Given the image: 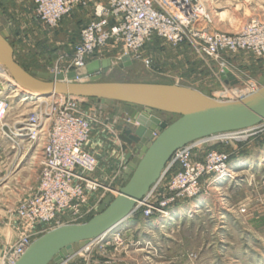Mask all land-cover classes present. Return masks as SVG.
<instances>
[{"label": "rangeland", "instance_id": "obj_1", "mask_svg": "<svg viewBox=\"0 0 264 264\" xmlns=\"http://www.w3.org/2000/svg\"><path fill=\"white\" fill-rule=\"evenodd\" d=\"M29 1L0 0V31L7 32L15 61L27 72L69 71L72 54L64 56L59 41L50 34L59 23L54 28L46 27L33 15ZM203 2L210 16L206 25L209 32L233 36L250 20L264 23V0ZM33 16L37 22L32 21ZM100 50L103 59L112 57L113 62L102 72V82L178 84L205 91L209 97L222 101L258 85V78L264 75V56L246 51L208 58L187 44L173 46L154 38L131 60L130 67L119 69L121 49L107 45ZM223 68L235 73L238 84L214 83ZM15 90L13 83L0 76V95L9 106L7 127L0 129V264L20 233L16 210L39 184L38 152L34 155L33 147L25 152V138L11 135L21 126L18 123L39 107L30 102L20 104L18 93L22 91ZM47 107V101L40 104L42 111ZM80 111L91 122L92 133L102 142L98 145V158L88 146L85 148L97 161L95 177L102 186H112L117 167L126 164V148L129 147L130 158H134L140 146L128 145L117 137L125 129L120 123L122 104L106 106L86 101ZM161 118L168 123L175 119L164 115ZM204 148L224 153L229 164L237 148V161L254 164L237 170L233 178L211 176L207 178L209 186L202 180V192L189 200V205H177V211L187 209L191 214L174 223L157 218L153 224L140 213L135 214L114 229L113 235L107 234L83 250L74 246V256L64 264H264V132L240 142L209 143ZM106 161L111 163L107 168L109 174L99 166L107 164Z\"/></svg>", "mask_w": 264, "mask_h": 264}, {"label": "built area", "instance_id": "obj_2", "mask_svg": "<svg viewBox=\"0 0 264 264\" xmlns=\"http://www.w3.org/2000/svg\"><path fill=\"white\" fill-rule=\"evenodd\" d=\"M30 2L36 18L48 28H54L75 6L86 5L85 0ZM209 22L203 0L93 3L92 20L79 32L69 71L83 68L107 45L119 47L121 57L128 55L131 60L136 59L153 37L173 46L187 44L197 54L208 58L239 51L264 56V23L250 20L238 34L231 36L209 32L206 28ZM7 80L12 84L9 78ZM257 88L258 85H251L248 91L234 93L233 98L242 99ZM85 102L76 97L51 96L47 109L42 111L40 104L37 105L39 108L18 123L21 126L11 133L16 138H25V152L32 147L34 155L38 152L39 184L34 194L23 200L16 210L20 233L2 264H15L34 240L54 228L84 223L96 213L105 197L116 196L117 187H104L95 177L97 161L85 149L92 135L91 122L80 111ZM8 112L7 99L0 95V129L7 127ZM263 132L264 121L247 129L200 139L176 150L161 177L136 203L131 216L140 213L144 220L162 218L170 214L171 208L200 194L202 180L222 174L221 178L229 177L225 173L227 155L205 149L204 145L240 142ZM117 135L119 137L120 133Z\"/></svg>", "mask_w": 264, "mask_h": 264}, {"label": "water", "instance_id": "obj_3", "mask_svg": "<svg viewBox=\"0 0 264 264\" xmlns=\"http://www.w3.org/2000/svg\"><path fill=\"white\" fill-rule=\"evenodd\" d=\"M112 64L110 59H96L67 73L27 72L14 60L7 32L0 31V67L24 94L76 97L106 106L122 104L126 121L119 138L140 146L123 170L116 196L105 197L88 221L59 226L34 240L15 264H64L74 256V246L83 250L130 218L176 150L264 121V76L258 79L255 92L222 101L178 84L102 82V72ZM131 65L130 57L124 55L117 67ZM219 78L230 86L239 82L227 69ZM163 114L175 119L168 123L161 118Z\"/></svg>", "mask_w": 264, "mask_h": 264}, {"label": "crops", "instance_id": "obj_4", "mask_svg": "<svg viewBox=\"0 0 264 264\" xmlns=\"http://www.w3.org/2000/svg\"><path fill=\"white\" fill-rule=\"evenodd\" d=\"M85 1H86L85 6H81V5L75 6L68 15H66L65 17H63L61 19V21L59 22V26L56 28V31L50 33L51 36H55L54 40L59 41L62 50L65 51L64 54H66V55H64V56H66V57H68L67 55L71 56L72 50H73L72 46H74L78 42L80 30L92 20V4L93 3H100V4L105 3V0H85ZM30 4L32 5V9H33L34 8L33 4L31 2H30ZM33 15H34V12H33ZM32 21L37 22L36 19L34 18V16L32 18ZM46 34H49V33L46 32ZM154 38L155 37H153L148 42V44L152 40H154ZM159 41H161V40L159 39ZM14 52L15 51L13 50V56H14ZM100 52H101V50H99L92 57V60H90V61H93L96 59H103V57L100 56ZM111 58L112 57H105V59H111ZM233 63L237 64V58ZM37 72H42V71H37ZM230 72H232V75L235 76V73L233 71H230ZM49 73H51V72H49ZM235 78L237 79V76H235ZM215 79H216V82H214V83L221 84L222 86H227V85L230 86V84H226L225 82L221 81L219 78H215ZM216 100H218V99H216ZM92 104H96V103H92ZM124 117H125V115L123 113V117L121 118V122H120L122 126H123L124 121H125ZM101 143H100L99 139H97V137L92 133L91 139H90L89 144L87 145L88 146L87 148L89 151L94 152V154L96 155V158H98L97 157L98 145ZM128 148L129 147H127L126 148L127 150L125 151V162H126L125 165H127V163L132 161V159H133V158H130V154H128ZM234 153H235L234 154L235 158H234L233 162L232 163L230 162L231 164L228 163V166L233 165L232 168H236L239 163L244 162V161H240V160L237 161V148L234 150ZM108 164H109V166H108ZM99 166H100V168L105 169L104 170L105 174L111 173V171L107 169V168H110L111 163L107 162V164L99 165ZM119 166L117 167L118 176L115 178V180H114L115 182L113 183V185L115 187H117L118 182L120 181L121 176L123 174V169H121V165H119ZM95 176H96V174H95ZM204 180H205V182L203 181V183H206V181L208 182V179H204ZM207 185L209 186V182L207 183ZM189 202L190 201L182 202L181 204H179V206L180 207L181 206H187V205H189L188 204ZM179 206H175V207L171 208L170 214H174V213L178 212L177 209L179 208ZM156 220H157V218L156 219H148L147 221H152V223L154 224Z\"/></svg>", "mask_w": 264, "mask_h": 264}, {"label": "bare ground", "instance_id": "obj_5", "mask_svg": "<svg viewBox=\"0 0 264 264\" xmlns=\"http://www.w3.org/2000/svg\"><path fill=\"white\" fill-rule=\"evenodd\" d=\"M0 76L1 77H6L7 79H8V76H7V74H6V72L4 71V69L2 68V67H0ZM20 91H22V89L21 88H19V87H17L16 86V90H15V92H20ZM19 94V98H20V104H23V103H26V102H30V104H34V105H39V104H43V103H45L49 98H51V96L50 97H45V96H38V95H29V94H27V93H18ZM235 100H237V99H232V100H229V101H235ZM239 100V99H238ZM253 162V161H252ZM254 163H247V161H244V162H242V163H239L238 165H237V167L236 168H230V167H228L227 168V171L225 172L228 176H230V177H235L236 175V173H234V172H236L237 170H239V169H242V168H244V166L245 165H247V166H249V167H251L252 165H253ZM221 176H223V174L222 175H220V176H218V177H216L217 179L218 178H221ZM191 212L192 211H190V210H179L178 212H176V213H174V214H168V215H166V216H164V217H162V218H159V219H161V221H168V223H174L175 221H176V219H180V218H182V216L184 215H188V214H191ZM158 220V219H157ZM111 233V235H113V230L112 231H110L109 233H107V234H110ZM106 234V235H107ZM105 235V236H106ZM104 236V237H105ZM103 237V238H104Z\"/></svg>", "mask_w": 264, "mask_h": 264}, {"label": "trees", "instance_id": "obj_6", "mask_svg": "<svg viewBox=\"0 0 264 264\" xmlns=\"http://www.w3.org/2000/svg\"><path fill=\"white\" fill-rule=\"evenodd\" d=\"M165 117H169V118H171V117H174L175 118V116H170V115H166V114H163ZM92 217V216H91ZM91 217H89L87 220H85V222L86 221H88Z\"/></svg>", "mask_w": 264, "mask_h": 264}]
</instances>
